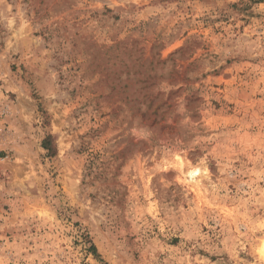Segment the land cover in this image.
Instances as JSON below:
<instances>
[{
  "label": "rangeland",
  "instance_id": "374dc122",
  "mask_svg": "<svg viewBox=\"0 0 264 264\" xmlns=\"http://www.w3.org/2000/svg\"><path fill=\"white\" fill-rule=\"evenodd\" d=\"M0 264H264V0H0Z\"/></svg>",
  "mask_w": 264,
  "mask_h": 264
},
{
  "label": "trees",
  "instance_id": "16d2710c",
  "mask_svg": "<svg viewBox=\"0 0 264 264\" xmlns=\"http://www.w3.org/2000/svg\"><path fill=\"white\" fill-rule=\"evenodd\" d=\"M43 147L48 150L49 152L51 151V148H50V138H47L44 143H43ZM85 243H87L89 246L87 248V250L93 254L94 256L97 255V249L96 247L94 246V244L91 242V240L89 239V236H85Z\"/></svg>",
  "mask_w": 264,
  "mask_h": 264
}]
</instances>
